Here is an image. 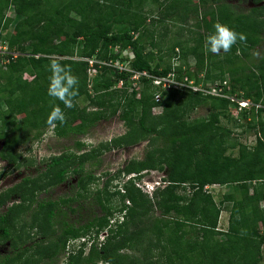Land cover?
<instances>
[{
	"label": "trees",
	"instance_id": "1",
	"mask_svg": "<svg viewBox=\"0 0 264 264\" xmlns=\"http://www.w3.org/2000/svg\"><path fill=\"white\" fill-rule=\"evenodd\" d=\"M149 1L159 0H0V40L18 54L9 56V64L0 70V158L9 157L7 149L40 138L50 126L55 136L67 138L86 134L100 120L118 115L127 129L88 152L78 154L85 144L77 142L76 152L51 156L36 177L0 192V209L5 207L0 211V245L10 248L0 256V264L52 263L65 254L70 240L90 232L97 237L104 230L108 234L100 247L92 244L87 254L75 250L67 256L66 264L260 263L264 246V56L254 63L249 51L263 41L264 19L260 17L264 6L242 13L228 0H210L211 5L207 0L193 5L180 1V5H163L155 16H148L143 6ZM10 10L16 17H7ZM190 16L201 19L194 32L191 27L187 30L194 35L192 46L177 42L171 50L180 65L160 67L161 56L153 52L157 44L151 29L175 17L186 22ZM217 22L245 34L246 42L237 41L230 52L213 55L205 39ZM11 25L13 31L5 34ZM127 49L136 71L157 76L173 72L176 81L188 78L204 89L208 82L219 81L217 91L222 96L186 88L161 91L146 79L140 89L129 91V74L98 65V75L89 83V67L83 58L114 61ZM188 57L194 58L193 67L186 63ZM53 61L70 66L79 79V94L71 108L48 94ZM225 76L229 83L223 85ZM120 80L122 87L118 86ZM159 91L161 100L156 102ZM231 95L251 105L239 109L238 103L229 99ZM79 99L87 105L80 107ZM55 105L65 113L66 122L49 123ZM231 106L239 109V122L244 120L245 128L255 132L252 147L232 138V131L222 123L229 120L234 128H243L231 119ZM154 107H162V113L153 115ZM199 107L207 109V116L191 118ZM152 134L153 139L162 140L160 148L141 160H130L113 176L108 174L102 188L89 192L98 178L83 167L96 158L95 153L101 155L104 150L128 146L138 136ZM179 142L182 148H178ZM234 149L235 156L230 153ZM149 170L165 173L164 186L150 197L137 185L141 172ZM73 175L78 189L75 199L38 200L39 193ZM122 175L129 176L123 192L111 193L108 186ZM214 185H231L234 190L227 195L225 231L218 230L224 202H215L210 190L204 189ZM240 189L250 192L240 195ZM87 193H92L102 214L84 224L69 223L64 209L69 210L73 201ZM115 198L119 206L113 205ZM116 213L121 218L111 223ZM123 249L137 253L123 255Z\"/></svg>",
	"mask_w": 264,
	"mask_h": 264
},
{
	"label": "rangeland",
	"instance_id": "2",
	"mask_svg": "<svg viewBox=\"0 0 264 264\" xmlns=\"http://www.w3.org/2000/svg\"><path fill=\"white\" fill-rule=\"evenodd\" d=\"M185 2L188 5H193L196 3L197 0H159V1H149L143 6L144 12H148V16L156 15L159 10L163 9L166 4L169 3H176L180 5L181 2ZM210 0H207V4L211 5ZM228 3L233 7L236 12L248 13L251 8L264 6V0L261 2L256 3L254 0H228ZM203 9V8H202ZM12 10L7 12V17L14 18ZM264 19V15L260 17ZM211 18L208 17L207 20ZM201 19L196 16H190V18L183 23L179 21L177 17L161 22L160 24H156L154 28L151 29L153 33L154 41L156 42V48H153V52L156 53V56H161V60H159L160 67L165 66H177L180 65L181 60L174 57V51H172V46L177 42L183 43L184 46H192L191 39L194 37L193 34H189L187 31L190 27L193 29L192 32L196 30L195 23L200 21ZM13 31V25L9 26L8 30L5 32ZM203 33V31L201 30ZM191 38V39H190ZM159 52V53H157ZM250 60L254 63L257 62V59L264 56V36L263 41L255 47L253 50H250ZM213 54V53H212ZM223 52L220 54H213V55H222ZM156 60L153 62V64ZM249 62V61H248ZM191 67L194 66V58L188 57L186 60ZM98 74H96L97 76ZM28 80L30 77L26 76ZM94 76L89 78V83L92 82ZM219 81H215L214 84L208 82L206 84L207 88H211L215 86L216 83ZM225 82L229 83V76H225ZM141 88V87H140ZM138 88V89H140ZM230 98L232 100H236L235 95H231ZM232 101V102H234ZM176 102V101H175ZM80 107L87 105V101L83 99H79L77 101ZM95 107H89V110L94 109ZM230 117L235 122H239V109H234L233 106L230 107ZM162 113V107L156 109L153 112V115H159ZM118 115L112 116L110 118H105L97 122L86 134L82 135H74L67 138H59L53 134L52 127H46L43 129V133L38 139L27 140V142L23 144H19L14 146L10 149H7L5 152L7 159L0 158V192L19 184L24 179H30L36 177L37 174L45 170L46 162L51 156L60 155L63 152H76V143L83 142L85 144L84 148L78 153L88 152L92 150V148L97 147L100 143L106 142L109 139H112L117 136L123 135L127 129L123 122H121L118 118ZM207 116V109L203 107L197 108L193 113L190 114L191 118H199ZM22 115H19L21 118ZM251 117H247V121L249 122ZM245 121L242 120L239 122L243 124V128L235 127L232 121L222 120V123L229 128L231 132V137L235 138L241 144L246 146L252 147L255 144V132L252 130H248L245 128ZM32 135V133H30ZM155 136L152 134L149 137L143 135V138H139L134 143H131L128 146H121L118 148H111L110 150H104L101 155L100 153H95L96 158L88 162L84 165L83 169L85 172L92 174L93 176L98 178V181L92 185H90L89 192H93L96 188H102L103 183L107 180V176H113L115 172L119 169H122L124 165H126L130 160H141L147 153H152L154 149L160 148L162 146L161 139H153ZM3 142L0 140V151L2 149ZM182 142L178 143V148H182ZM232 155H236V149L230 152ZM106 174V175H105ZM142 178L140 183H137L141 187V191L147 194L149 197L151 194L146 193V186H143L144 182H150L148 184V188L154 187V185L163 184L161 182L162 178L164 177L165 173L160 172L158 170H149L141 172ZM129 177V176H128ZM127 176H121L120 178L114 179L110 185L108 186L109 191L111 193L120 190L123 192V184L128 178ZM77 178L76 176H70L68 179L58 185L51 187L41 193L38 194L37 198L39 201H47V200H59L66 197L76 198V193L78 189L76 187ZM211 194L213 195L214 201L219 203L221 200L224 202V205L221 206V211L218 220V230L225 231L228 227V211L225 208L227 206V195L234 192L233 187L231 185H214L210 189ZM249 193L248 190L240 189V195H246L245 193ZM87 193L82 198H77L76 201H73L70 204V209H64L69 216V223H74L76 225L84 224L89 219H91L94 215L100 216L102 214L101 210L97 206L92 193ZM118 198H115L113 201V205L119 206L117 202ZM127 203V202H126ZM10 205V203H8ZM5 207L0 209V211H4ZM121 218V214L116 213L114 217L111 218L112 221L116 219L119 220ZM67 220V221H68ZM263 229H260L261 232ZM95 235L90 232V234L84 236V239L87 243V246H84L80 239L75 240L73 239L70 242V250L78 249L83 250V253H87L88 246L91 243L92 237ZM30 243L26 244V247ZM33 244V243H32ZM103 244V243H102ZM101 244V245H102ZM10 248H8V244L0 245V256L8 254ZM132 249H123L120 251L121 254L131 255L133 252ZM137 253V252H135ZM68 252L64 255L59 256L54 262H50L47 264H66L68 262ZM43 264V263H39ZM101 264V263H98ZM259 264H264V246L261 248V261Z\"/></svg>",
	"mask_w": 264,
	"mask_h": 264
},
{
	"label": "built area",
	"instance_id": "3",
	"mask_svg": "<svg viewBox=\"0 0 264 264\" xmlns=\"http://www.w3.org/2000/svg\"><path fill=\"white\" fill-rule=\"evenodd\" d=\"M136 37V35H135ZM117 49V48H116ZM120 59L117 60H98L96 59V57H92V58H83L84 61H86L88 63V79L91 76H96V74H98L97 69L95 68V65H98L99 68L101 67H108L111 68L115 71H117L118 73H124V74H129L128 77V89L129 91H132L133 89H138L139 87H141V81L143 79L149 80L151 81V83L158 87L161 91H169V89L171 87L173 88H186V89H191L192 91H202L211 95H215V96H222L219 94V92L217 91V87L219 86L220 82L216 83L215 86H212L210 89L206 88L204 89L201 85L197 86L194 84L193 80H190L188 78H184V82H179L176 81L175 78V74L173 72L168 73L166 76H157V75H153L147 71H136L134 70L131 65L130 62L133 59V55L131 54L130 50H122L119 52ZM18 54L10 51L8 49V45L4 40H0V70H4L5 67L9 64L10 59L9 56L12 57H16ZM123 58V61H122ZM127 58V59H125ZM27 75H25L24 77L26 78ZM29 77V76H28ZM31 79V77H30ZM226 84V82H223V85ZM118 86L122 87L123 86V80H120L118 82ZM160 91L155 95L154 99L156 102L161 100L160 97ZM229 99L231 101L232 100L230 97ZM234 102L238 103L239 105V109L240 108H247L248 106L251 105L250 101L246 100H238L236 99ZM256 107L260 108L262 107L261 105H256ZM160 107H154L152 109V112H155L156 109H159ZM139 186V185H138ZM140 187V186H139ZM213 186H206L204 187L205 190L210 189ZM154 188H148L146 190V193L148 194H152ZM111 223L113 221H110ZM107 231L104 230L102 232H100L99 236H98V246H100L102 244V242L105 240L106 236H107ZM84 239L81 238V241H83ZM70 244V243H69ZM69 244L67 246V248L69 247Z\"/></svg>",
	"mask_w": 264,
	"mask_h": 264
},
{
	"label": "clouds",
	"instance_id": "4",
	"mask_svg": "<svg viewBox=\"0 0 264 264\" xmlns=\"http://www.w3.org/2000/svg\"><path fill=\"white\" fill-rule=\"evenodd\" d=\"M213 27H214V31L211 32L205 39V44L208 48V51H210L213 54H220L221 52H224V53L230 52L233 45H235L237 41L246 42L247 40V37L245 34L235 31L234 28H231L227 24L217 22ZM49 70L52 73V75L49 78L50 79V85L48 89L49 96L53 97L54 99L60 100L67 108L73 107L72 101L79 94L78 77L72 74V70L70 66L62 65L58 61H53L49 65ZM56 121H59L60 123L66 122L65 113L59 107V105L53 106L52 111L49 115V123H53ZM140 181L137 183H140ZM147 183L151 184L150 182H144L143 186H146V189H148ZM153 186H154L152 187L154 188L153 191H155L156 188L161 187V186L163 187L164 185L159 183L158 185L153 184ZM99 234L97 235V237L96 236L92 237L91 243L88 246L89 247L88 251L90 250V247L92 244H96L98 246ZM81 238L84 239V237H80L75 240H78V239L81 240ZM71 241L72 240H70L68 244ZM84 241L85 239L82 242ZM102 243H104V241ZM82 244L84 246H87L86 242ZM82 247L83 246H81L80 248ZM69 248H70V244H69V247L68 248L66 247L65 249V253L68 252V255L70 253H75V250L80 249L78 248V249L69 251Z\"/></svg>",
	"mask_w": 264,
	"mask_h": 264
}]
</instances>
